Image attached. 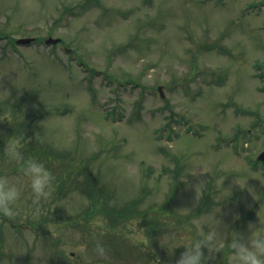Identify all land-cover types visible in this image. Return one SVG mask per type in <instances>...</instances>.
Segmentation results:
<instances>
[{
	"label": "rangeland",
	"instance_id": "1",
	"mask_svg": "<svg viewBox=\"0 0 264 264\" xmlns=\"http://www.w3.org/2000/svg\"><path fill=\"white\" fill-rule=\"evenodd\" d=\"M0 92V175L21 190L12 217L21 232L0 215V264H176L210 231L218 247L204 249L207 264H223L222 253L234 264L228 243L259 226L264 0H0ZM14 136L23 158L30 143L42 157L65 154L47 155L55 177L89 159L112 206L143 200L145 189L139 209L151 210L116 231L150 259L96 255L112 231L104 216L89 228L66 222L89 204L73 178L34 203L21 160L5 156ZM149 219L161 229L151 232ZM134 232L142 239L130 240Z\"/></svg>",
	"mask_w": 264,
	"mask_h": 264
},
{
	"label": "clouds",
	"instance_id": "2",
	"mask_svg": "<svg viewBox=\"0 0 264 264\" xmlns=\"http://www.w3.org/2000/svg\"><path fill=\"white\" fill-rule=\"evenodd\" d=\"M7 92H0L4 94ZM20 138L14 136L6 144L5 156L15 160L22 161L21 172L27 178L31 192L34 197V203H39L42 199H48L55 189L56 177L49 170L44 162L35 158L28 157L24 159L18 150ZM21 197V190L9 177L0 175V215L12 218L16 215L15 205ZM264 210H260L259 226L249 225L250 235L243 236L236 233L228 243L231 250V259L234 264H264V221L261 215ZM136 242L142 237L138 233H133L128 237ZM218 247L217 234L210 231L203 234L201 238L194 243L184 246L186 249L177 259L176 264H207L211 256L206 257L204 249L213 253L212 249ZM82 251H86V245L81 246ZM99 258L106 256L104 246L97 242L93 250Z\"/></svg>",
	"mask_w": 264,
	"mask_h": 264
},
{
	"label": "trees",
	"instance_id": "3",
	"mask_svg": "<svg viewBox=\"0 0 264 264\" xmlns=\"http://www.w3.org/2000/svg\"><path fill=\"white\" fill-rule=\"evenodd\" d=\"M24 100H18V102L13 103L11 106L7 108V110L13 111V116L17 113V110L20 108V106H23ZM2 112V111H1ZM17 125V124H16ZM26 125L24 123H21L19 125V129L24 130ZM14 129V128H13ZM18 134V133H17ZM17 137V136H16ZM28 138V136H24L22 139L25 140ZM51 151H46V156L42 157L41 149L36 148L33 143H30L27 145V149L24 150V159H27L28 157H35L42 162H45L46 166L50 169L54 166V162L52 164V159H48V154ZM51 156L54 157V160L59 161L66 159L65 154H58L56 152H51ZM89 159H82L81 161L75 163L74 165L68 164L66 168L69 170L66 174L64 171L58 172L56 177V186H58L60 189H64V186L70 184V179L73 178L75 181L76 187L86 194L89 204L88 207L83 210L80 215L67 217L66 222L71 225H78L77 220L79 219L81 222L85 221L86 228H89L88 221L95 219V216H104V218L108 221L109 226V237H105L104 240L99 241L106 249L110 251H114L113 254L116 255L122 254L125 255V257L128 258H145L146 256L141 253L140 246H135L131 244L124 235L119 234L116 230L119 229L121 226V223L123 221H126L130 218L142 216L146 212L151 210V207L140 210V205L143 204L144 198L147 197L146 190L144 189V193L142 194L143 200L140 198L136 200H129L128 202L123 203V205L119 206L117 204L111 205L112 200V191L111 186L107 184V182H103L101 180H98L95 177L90 176L89 171ZM19 166H22V161L19 164ZM55 167V166H54ZM56 170V169H55ZM54 170V171H55ZM82 176V177H81ZM69 181V182H68ZM73 182V181H72ZM202 211H205V208H199L197 210V213H201ZM79 216V217H78ZM190 216L188 215L185 219L189 220ZM4 221H7L9 223V226L13 231L15 232H21L20 225L17 224L12 218L3 217ZM151 232L154 230H160L162 222L159 219L151 220ZM84 223V224H85ZM34 228L36 224L32 225ZM44 227H42L41 230ZM36 230V228H35ZM37 231V230H36ZM38 232V231H37ZM40 234V231L38 232ZM97 242H95L96 245ZM4 253L2 250H0V258L3 257ZM143 255V256H140ZM221 258H223V264H227V256L228 253H222ZM147 258V257H146ZM150 259V257H148Z\"/></svg>",
	"mask_w": 264,
	"mask_h": 264
},
{
	"label": "water",
	"instance_id": "4",
	"mask_svg": "<svg viewBox=\"0 0 264 264\" xmlns=\"http://www.w3.org/2000/svg\"><path fill=\"white\" fill-rule=\"evenodd\" d=\"M21 42H30V40L28 39H22L20 40ZM59 40L58 39H53V38H50L48 39L47 43H53V44H56V42H58ZM159 90L162 91V87H159ZM259 160H262L264 162V152H262L260 155H259Z\"/></svg>",
	"mask_w": 264,
	"mask_h": 264
}]
</instances>
